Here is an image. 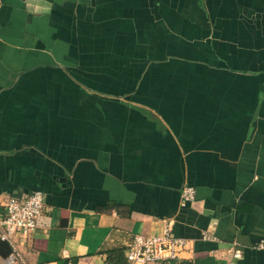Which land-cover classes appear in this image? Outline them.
Masks as SVG:
<instances>
[{
	"label": "crops",
	"instance_id": "obj_1",
	"mask_svg": "<svg viewBox=\"0 0 264 264\" xmlns=\"http://www.w3.org/2000/svg\"><path fill=\"white\" fill-rule=\"evenodd\" d=\"M35 190L0 264H157L167 223L172 264H264V0H0V196Z\"/></svg>",
	"mask_w": 264,
	"mask_h": 264
},
{
	"label": "built area",
	"instance_id": "obj_2",
	"mask_svg": "<svg viewBox=\"0 0 264 264\" xmlns=\"http://www.w3.org/2000/svg\"><path fill=\"white\" fill-rule=\"evenodd\" d=\"M181 198L183 202L195 200V187L185 186ZM44 208L45 194L41 190L24 196H0V241L11 246L7 256L9 262L21 261L20 252L17 250L18 240L24 242L35 232ZM187 245V240L177 236L171 224L167 223L162 232L137 234L127 246L126 254L133 263L172 264L181 257ZM256 247L264 249V238ZM234 254L240 257L241 250L235 249Z\"/></svg>",
	"mask_w": 264,
	"mask_h": 264
},
{
	"label": "water",
	"instance_id": "obj_3",
	"mask_svg": "<svg viewBox=\"0 0 264 264\" xmlns=\"http://www.w3.org/2000/svg\"><path fill=\"white\" fill-rule=\"evenodd\" d=\"M55 1H62V0H55ZM192 204H193V206L195 208L201 209L202 202H200V201H193Z\"/></svg>",
	"mask_w": 264,
	"mask_h": 264
},
{
	"label": "trees",
	"instance_id": "obj_4",
	"mask_svg": "<svg viewBox=\"0 0 264 264\" xmlns=\"http://www.w3.org/2000/svg\"><path fill=\"white\" fill-rule=\"evenodd\" d=\"M1 243H7V242H5V241H2ZM10 250H8V252H9Z\"/></svg>",
	"mask_w": 264,
	"mask_h": 264
}]
</instances>
